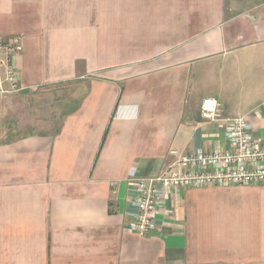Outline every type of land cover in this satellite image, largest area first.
<instances>
[{"label": "crops", "instance_id": "1", "mask_svg": "<svg viewBox=\"0 0 264 264\" xmlns=\"http://www.w3.org/2000/svg\"><path fill=\"white\" fill-rule=\"evenodd\" d=\"M15 34L0 264H264V184L183 188L143 236L128 183L219 144L206 96L264 136V0H0V38ZM64 83L74 104L48 102Z\"/></svg>", "mask_w": 264, "mask_h": 264}, {"label": "built area", "instance_id": "2", "mask_svg": "<svg viewBox=\"0 0 264 264\" xmlns=\"http://www.w3.org/2000/svg\"><path fill=\"white\" fill-rule=\"evenodd\" d=\"M23 48L20 34L0 38V92L17 89L15 59ZM4 82L11 87L5 88ZM200 108L204 118L222 129L216 133L219 144L198 147L190 153L173 150L174 159L156 177L140 176L137 168H132L128 183L137 194L130 230L143 236L156 231L160 214L172 212L166 207L167 199L183 188L264 184V136L255 132L249 115L223 116L222 105L213 96L203 98Z\"/></svg>", "mask_w": 264, "mask_h": 264}, {"label": "rangeland", "instance_id": "3", "mask_svg": "<svg viewBox=\"0 0 264 264\" xmlns=\"http://www.w3.org/2000/svg\"><path fill=\"white\" fill-rule=\"evenodd\" d=\"M73 88H74V86L71 85L70 83L61 84V86H59L58 88H54L53 90L50 91V94H51L52 97H48L47 98L48 102L54 101L56 98H59L60 95H63L64 98L72 100L73 104H74V101H76V97L78 95H77V93L75 92V90ZM7 98L8 97H1L0 98V109H2V111L0 110V114H2L4 116H6V113H7V109H6V102L8 101ZM8 105L10 107L13 106L12 104H8ZM48 106H47V108H48ZM51 106L52 107H56L54 109V111L57 110V103L56 102H53L51 104ZM50 111H51V109H50ZM47 112H48V109H47ZM1 122H2L1 124L3 126H6V122L5 121L1 120ZM13 123L15 124V122H13Z\"/></svg>", "mask_w": 264, "mask_h": 264}]
</instances>
